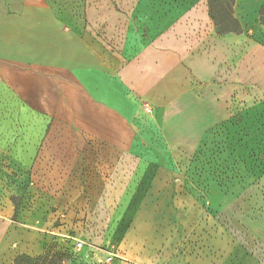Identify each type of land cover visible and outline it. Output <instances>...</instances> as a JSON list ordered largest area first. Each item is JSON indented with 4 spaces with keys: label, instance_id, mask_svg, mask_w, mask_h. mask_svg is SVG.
Here are the masks:
<instances>
[{
    "label": "rangeland",
    "instance_id": "374dc122",
    "mask_svg": "<svg viewBox=\"0 0 264 264\" xmlns=\"http://www.w3.org/2000/svg\"><path fill=\"white\" fill-rule=\"evenodd\" d=\"M109 1L116 14L91 10L107 15L109 36L127 23L147 34L135 0ZM172 6L167 44L182 83L171 96L181 99L139 103L135 119L156 163L104 148L81 123L51 122L26 168L0 159V264L57 252L64 264H264V45L247 36L243 6L242 33L225 36ZM168 11L154 8L156 18Z\"/></svg>",
    "mask_w": 264,
    "mask_h": 264
},
{
    "label": "crops",
    "instance_id": "0c3cea01",
    "mask_svg": "<svg viewBox=\"0 0 264 264\" xmlns=\"http://www.w3.org/2000/svg\"><path fill=\"white\" fill-rule=\"evenodd\" d=\"M109 2L0 0V159L7 167L12 163L26 168L41 151L40 142L53 121L75 127L81 123L84 133L104 148L131 154L140 165L156 163L148 155L155 157L156 147L138 143L139 103L179 102L181 97L172 100L171 93L181 89L182 60L167 44L176 35L166 31L173 23L172 5L186 8L185 18L202 29L199 19L211 20L209 4L135 0L132 8L146 23L147 34L127 23L109 36L107 15L94 17L91 12L111 8L116 14ZM263 4L264 0H236L234 6L247 9V36L262 45ZM154 8L170 12L156 18ZM92 22L103 25L100 32L91 31ZM202 34L195 37L202 39ZM180 37L189 39L186 34ZM168 55H175V72L170 71ZM172 76L178 83H171Z\"/></svg>",
    "mask_w": 264,
    "mask_h": 264
},
{
    "label": "trees",
    "instance_id": "16d2710c",
    "mask_svg": "<svg viewBox=\"0 0 264 264\" xmlns=\"http://www.w3.org/2000/svg\"><path fill=\"white\" fill-rule=\"evenodd\" d=\"M235 3L236 0H208L209 16L219 36L242 33L241 23L234 15ZM260 21L264 25V4L260 9ZM17 210L16 208L15 215H17ZM66 255L64 252L39 257L22 254L16 257L14 264H64L63 258Z\"/></svg>",
    "mask_w": 264,
    "mask_h": 264
},
{
    "label": "built area",
    "instance_id": "2783aa9c",
    "mask_svg": "<svg viewBox=\"0 0 264 264\" xmlns=\"http://www.w3.org/2000/svg\"><path fill=\"white\" fill-rule=\"evenodd\" d=\"M79 246H81V244H79Z\"/></svg>",
    "mask_w": 264,
    "mask_h": 264
}]
</instances>
